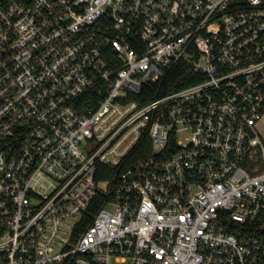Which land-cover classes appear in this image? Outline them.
Returning <instances> with one entry per match:
<instances>
[{"label":"built area","instance_id":"obj_1","mask_svg":"<svg viewBox=\"0 0 264 264\" xmlns=\"http://www.w3.org/2000/svg\"><path fill=\"white\" fill-rule=\"evenodd\" d=\"M0 264H264V0H0Z\"/></svg>","mask_w":264,"mask_h":264}]
</instances>
